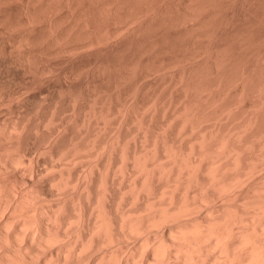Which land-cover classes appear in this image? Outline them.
Listing matches in <instances>:
<instances>
[{
  "label": "rangeland",
  "instance_id": "rangeland-1",
  "mask_svg": "<svg viewBox=\"0 0 264 264\" xmlns=\"http://www.w3.org/2000/svg\"><path fill=\"white\" fill-rule=\"evenodd\" d=\"M152 112L155 115H152ZM210 115L213 122L209 121ZM190 116L191 120L193 117L197 118L194 122L198 127H193L195 124L189 119ZM186 118L189 120L188 125ZM202 118L205 122H202ZM230 119L233 120L229 121ZM181 123L184 130L188 127L185 131ZM170 124H174L172 131ZM209 124H212V128L216 124L214 131L209 130ZM166 126L170 130L164 132L167 130ZM234 127L240 130L239 133L236 129L241 135L236 132L238 139L235 130H231ZM201 129L205 136L209 131L213 132V138L219 135L218 141L224 140L229 130L233 131L236 141H232L234 137H227L226 143L236 146L238 143L237 147L242 146L236 148L238 154L240 152V158L236 156L239 162H245L243 159L246 158L248 163L246 161L245 164L255 160L254 163L260 165L258 167L254 164L258 169L253 171V176L250 170L249 177L256 179L258 176L257 179H260L264 176V162L261 164L264 161V0H0V225L4 221L7 224V227L5 222V227L0 226V260L6 257L3 254H6L8 249L18 253L21 245L23 248L25 245L29 246L36 221L37 225L45 223L51 233H61L63 239L65 238L61 240H68V243L74 242L78 231L80 234L82 231L81 237H85L88 231L79 226L84 220L86 222L89 218H95L97 210L100 211L99 203L101 197L104 198L101 190L105 189L102 185L105 186L107 180L106 183H110L105 186L109 191L107 193L111 195L110 198L113 197L112 200L108 197L112 216L120 214L115 213L117 210L121 212L119 208L126 211L134 208V205L140 206L136 204L141 200L137 199L136 195L132 196L135 191L132 190V194L130 191L133 189L132 179H138L140 173H143L141 169L138 170L140 173L136 172L143 156L138 152H141L142 148H146L144 151L147 147L154 148L160 143L159 148L153 149L158 148L154 151L156 156L159 155L158 150L166 147L162 154H171V149L174 154L177 151L178 163L182 161L181 163L186 164L190 154L189 147L192 142L200 140L197 134L203 135ZM182 130L189 131L183 133ZM216 130L222 132L218 134ZM193 137H197V140ZM201 137L203 139V136ZM239 137L242 140H239ZM197 142L195 143L199 146L200 143ZM204 142L207 144V140L201 143ZM226 143L220 142L219 147L216 146L220 149L221 145L227 146ZM204 149L206 150V147ZM239 150L245 151L243 153ZM136 151L139 160L135 156L132 158ZM152 152L151 150L149 157L155 156H150ZM137 153L135 155H138ZM168 159L171 160L165 158V161ZM133 160L137 163L141 161L138 167ZM224 160L222 159V162ZM127 161H132V164ZM236 161L244 169L253 165V162L252 165L250 162V165L246 166ZM238 164L236 169L239 168ZM130 165H133L136 171L133 166L130 168ZM185 168L187 171L189 166ZM185 170H182L184 175ZM235 170L233 168V172ZM133 171L138 173L134 174L135 177L130 175ZM246 171L248 170H245L248 175L249 171ZM127 174L132 176V179L129 177L131 181ZM181 176L185 179L182 173L180 178ZM245 177L247 182L249 177ZM140 178L143 179V176ZM161 178L163 182L166 177ZM255 179L252 181L256 182ZM252 181L250 179V182ZM257 184L254 185L257 187ZM235 189L238 190L237 187ZM257 193L262 195L264 191ZM257 193L255 191V194ZM255 194L253 192L252 195ZM216 198L215 201L212 200V205H215V202L217 204ZM221 200L218 203H222ZM104 201L101 205L106 203ZM224 201L225 198L223 203ZM235 204L230 205L237 208L238 203ZM87 206L90 209L88 211ZM80 209L86 210H83L85 215ZM87 212H91V216ZM46 213H50L49 216ZM51 213L56 214L57 218L60 217L59 220L54 219L56 216L52 218ZM45 215L51 216L53 222ZM80 216L84 220H77ZM90 219L89 221L93 220ZM19 220L28 222L30 226L28 223V228L21 226ZM163 222L153 226L151 231L154 230L156 235L160 236L159 233L164 230L165 232H162L166 236L169 224L167 221V225ZM14 229L18 233L15 231L13 234L11 231ZM155 232L150 234L156 239L158 236H155ZM10 233L15 235L12 237V243L8 242L11 239L5 240L6 234ZM119 234L113 235L112 240H115V243H106V238H103L105 241L102 239L104 236L97 238L95 236L98 234L93 235L92 245L99 238L104 243L102 245L99 239L98 246L96 244V250L94 249L97 251L98 247V251L92 255L88 254L80 264H94L102 252H109L108 249L113 252V249H117L116 257L121 254L128 255L130 250L129 254L134 252V261H130V264L141 263L145 258V253L142 254L144 250L139 244L143 237L142 231L136 233L137 237L136 234ZM87 239L90 240L89 237ZM56 242H45L47 246L40 245L38 248L33 244V250L29 253L34 257L33 264L42 263L44 258L48 260L47 264H50L56 259V253L62 259L63 253L57 246L64 242ZM68 243L65 245L72 246ZM117 245L118 248L115 247ZM122 247L125 249L122 250ZM94 250L90 252L94 253ZM150 260L153 262V259ZM70 262L69 259L66 264H73L75 261Z\"/></svg>",
  "mask_w": 264,
  "mask_h": 264
},
{
  "label": "bare ground",
  "instance_id": "bare-ground-1",
  "mask_svg": "<svg viewBox=\"0 0 264 264\" xmlns=\"http://www.w3.org/2000/svg\"><path fill=\"white\" fill-rule=\"evenodd\" d=\"M117 11V10H116ZM196 19V18H195ZM85 33V32H84ZM78 44V43H77ZM212 97V96H211ZM211 99V98H209ZM210 103V102H209ZM213 103V102H212ZM215 104V103H214ZM210 106V105H209ZM217 107V106H216ZM156 108V107H155ZM225 108V107H224ZM151 109V108H150ZM190 109V108H189ZM207 109V108H206ZM212 109V107H211ZM222 109V108H221ZM192 110V109H191ZM150 111V110H149ZM194 111V110H193ZM151 112V111H150ZM156 112V111H155ZM175 112V111H174ZM185 112V111H184ZM189 112V111H188ZM192 112V111H190ZM189 112V113H190ZM198 112V111H197ZM203 112V111H202ZM211 112V111H210ZM215 112V111H214ZM224 112V111H223ZM226 112V111H225ZM230 112V111H229ZM148 113V112H147ZM194 113H196L194 111ZM194 113H192V115H194ZM200 113V111H199ZM218 113V112H217ZM216 113V114H217ZM221 113V112H220ZM220 113L218 114V116L220 115ZM146 114V113H145ZM154 113L152 112V115ZM208 114V113H207ZM211 114V113H209ZM208 114V115H209ZM215 114V113H214ZM231 114V112H230ZM155 115V114H154ZM173 115V114H172ZM183 115V114H182ZM181 115V116H182ZM187 116V114H185ZM197 115V114H196ZM213 116V114H211ZM208 116L210 118L209 121H212V116ZM179 116V115H178ZM185 116V117H186ZM189 116V114H188ZM187 116V117H188ZM200 116V115H199ZM198 116V118H199ZM205 116V115H204ZM215 116V115H214ZM221 116H222V113H221ZM224 116V115H223ZM222 116V117H223ZM227 116H228V113H227ZM226 116V118H228ZM230 116V115H229ZM236 116V114H235ZM146 117V116H145ZM174 117V116H173ZM177 117V116H176ZM180 117V116H179ZM184 117V118H185ZM192 116L189 117V119L191 118ZM201 117V116H200ZM217 117V116H216ZM152 118V117H151ZM150 118V119H151ZM165 118V117H164ZM235 118V117H234ZM237 118V117H236ZM250 118V117H249ZM178 119V118H177ZM187 119V118H186ZM197 120V118H195ZM194 117L191 121L194 122ZM203 119V118H202ZM201 119V121H202ZM208 119V118H207ZM215 119V118H214ZM217 119V118H216ZM152 120V119H151ZM176 120V119H175ZM206 120V119H205ZM224 120V119H223ZM233 119H230L229 121H231ZM235 120V119H234ZM249 120V119H248ZM162 121V120H161ZM207 120V122H209ZM167 122V120H166ZM181 122V121H180ZM182 122L183 119H182ZM189 122V120L187 119L186 123ZM192 122V123H193ZM202 122H205L204 119ZM201 122V123H202ZM213 122V121H212ZM151 123V122H150ZM163 123V122H162ZM196 122H194L195 124ZM200 123V122H199ZM215 123V122H214ZM217 123V122H216ZM229 123V122H228ZM248 123V122H247ZM149 124V123H148ZM155 124V123H154ZM171 124H172V120H171ZM170 124V129L171 127L174 125L171 126ZM189 123H187L188 125ZM207 124V123H206ZM213 124V123H212ZM212 124L210 125L209 124V127L210 129L209 130H213L215 127H216V124H215V127L212 128ZM235 124V123H234ZM250 124H251V121H250ZM249 124V126H250ZM252 124H254L252 122ZM143 125V123H142ZM166 125V124H165ZM182 125V128H183V123H181ZM196 125V124H195ZM193 126L194 128L198 127L197 125L196 126ZM200 125V124H199ZM229 125V124H227ZM145 126V125H144ZM167 126L169 127V125L167 124ZM166 126V128H167ZM191 126V125H190ZM201 126V125H200ZM235 126V125H234ZM246 126V124H245ZM247 126V127H249ZM148 127V126H147ZM153 127V126H152ZM175 127V126H174ZM173 127V128H174ZM205 127V126H204ZM207 127V126H206ZM223 127V126H222ZM227 127V126H226ZM240 127V126H239ZM186 128H188L187 126L185 127V130ZM201 128V127H200ZM212 128V129H211ZM219 128V126H218ZM225 128V127H224ZM242 128V127H240ZM245 129V127H243ZM139 129V128H138ZM148 128H146L145 130H147ZM164 128H162L163 130ZM167 128L166 131L164 132H167L168 130H170ZM190 129V127H189ZM204 129V128H203ZM203 129H201V134L203 133ZM223 129V128H222ZM229 129V128H228ZM227 129V131H228ZM238 130V127L236 128ZM235 129H231V130H235V136L237 134L240 133V130L239 133L238 131ZM248 129V128H247ZM250 129V128H249ZM175 130V129H173ZM184 130V128H183ZM182 130V132H183ZM184 130V131H185ZM199 130V129H198ZM220 130V129H219ZM229 130V134H232L233 131ZM243 130V129H242ZM259 130V129H257ZM172 131V129H171ZM170 131V133H172ZM189 130H187L186 132H183V133H188ZM191 131V130H190ZM197 131V130H196ZM200 131V130H199ZM205 133H206V130L204 129ZM214 131V130H213ZM224 131V130H223ZM244 131V130H243ZM249 131V130H248ZM252 131V129H251ZM147 132H149L147 130ZM153 132V130H152ZM193 132V131H192ZM190 132V133H192ZM217 132V130H216ZM218 132H222V131H218ZM217 132V133H218ZM237 132V134H236ZM146 133V132H145ZM157 133V132H156ZM163 133V132H161ZM181 133V131H180ZM197 133V132H196ZM213 133V132H212ZM210 131L208 132V135L206 136H212V134ZM245 133H246V130H245ZM249 133V132H248ZM255 133V132H254ZM138 134V133H137ZM148 134V133H147ZM155 134V133H154ZM159 134V132L157 133ZM168 135H170L169 133H167ZM194 134V133H193ZM207 134V133H206ZM210 134V135H209ZM219 134V133H218ZM227 133V137H234L233 140H235V136H228L229 135ZM242 134V133H241ZM13 135V134H12ZM153 135V134H152ZM166 135V134H165ZM182 135V134H180ZM179 135V136H180ZM198 137H200V140L197 142L199 144V146L196 144V146H194L193 142H192V146L189 147L188 149V153L189 156H188V159L186 160V164L189 163L190 161V164H188V166L185 164V163H181L179 162L178 163V159H177V151H175L176 153L174 154V150L171 149V154H168L170 152H167L166 155H164V153L162 154V151H165L164 148L166 147H162L161 148V151L158 150V156H156L157 154H155L154 151H157V149L159 148L158 144L157 146L155 147H158L156 148L155 150H153L154 148H148L147 147V150L144 151L146 148L144 146L145 149L142 148V150L144 152H138L136 151V153L138 152L139 154H141L142 158L140 160H142V163L141 165H139L140 167H138V163L141 162V161H134V164L137 163V171L134 169V164L132 165L133 166V170H135L136 172H138L139 169H141L143 171V173L141 172H138L140 173L142 176H143V179H141V175L138 177V179H141V180H138V179H132L131 177L134 176V171L133 173L131 172L130 175L132 176H128L129 174H127V178L131 181L132 179V183H131V194H132V190L135 191L133 195H136V198L137 199H140L141 202L136 205H140L138 207H136L134 205V208H126L128 210H121V208H119V210L121 212H117L115 211V213H120L119 215L115 214L112 216V208L110 209L111 205H109L108 203V200L109 198L111 197V195L109 193H107V188L105 186H107L108 184L110 183H106L107 181H105V186H103V191L101 190V194H103L104 198L101 197V202L105 201L106 202L105 205L104 203H102L103 205H101V202H97L99 203V205H97L98 207H100V211L97 210V214L95 216V218H91L93 220H90L89 219L85 222V220L83 219L82 216H80L79 218H77V220L80 218L84 220V222L82 223L79 227L80 228H83L85 227V229L88 231L86 233L88 234H84V236H82L83 238H88L90 240H88L87 238V241H85L86 239H83L81 237V234L83 235L82 231H81V234L80 232L78 231V229H80L78 226V234L74 237L75 240L74 242H71V243H67L70 245L72 244V246L70 245L67 246L65 244H67L65 241H62L64 240L63 237L61 236V233L59 234L58 231L57 232H49L50 229L48 230V227L44 224H42V222L38 225H37V221H36V227L33 228L32 230V235L30 234L31 232H29V235L31 240L29 241V246L27 245V247L24 246V248L22 247L21 245V248L20 250L18 249V253L17 252H10L9 249L6 251V254L4 252L3 255H5L6 257H3L2 260H0V264H33V260H34V257H31L32 254H29L31 253V251L33 250V244L36 246V248H38L37 246H42V245H46V243H54V241L56 243H58L59 241L60 243L58 244H61L62 242H64V244H61L57 246V248H60L61 250V255H63L62 259H60L58 256V253H56V259H54V261H51L52 263L50 264H66L67 261H69L70 259V263H74L75 264H80L84 261V259L88 256V254L92 255V254H95L97 251H98V247H97V251L96 250V244L98 246V240L100 239L101 240V244L103 245L104 241L106 240V243L107 241L108 242H113L112 239H114L113 237L115 236L116 233H121L122 234H125V233H128L127 235L129 234H139L143 233V237H141V241L139 242V244H141V249L144 250V252L142 251V254L145 253L143 256H145V258L143 259V261L139 264H264V194L261 195V193H257L258 192H262L264 191V176L263 174L260 175V176H263L261 177L259 180L255 178H251L249 177V175L252 173L251 176H253V174H255L254 170L258 169L257 166L258 165L255 162H253V165H252V162H251V165L250 167H247L248 169H244L242 168L243 166L241 164H238L236 160H238L239 162V154H238V150L240 148L241 145L238 146V143L237 146L235 144H231L229 143L231 146L233 145V147H231L230 145H228L226 143V138L222 141H218V136H215L216 138H213V136L210 138L207 137V139H205V135L203 133V135H200L197 134ZM214 135L215 132H214ZM240 135V134H239ZM263 135V133H262ZM151 136V135H150ZM158 136V135H157ZM157 136H154V138H156ZM160 136V135H159ZM158 136V137H159ZM167 136V135H166ZM192 136V135H191ZM196 136V135H195ZM203 136V139L202 137ZM241 136V135H240ZM258 136V135H257ZM264 136V135H263ZM118 137V136H117ZM142 137V136H141ZM149 137V135L147 136V138ZM163 137V136H162ZM190 137V136H189ZM237 137V136H236ZM242 137H243V134H242ZM245 137V136H244ZM151 138V137H150ZM166 137H164L165 139ZM173 138V137H172ZM197 138V137H196ZM196 138L193 137V139L195 140ZM214 140H213V139ZM227 138V140H228ZM146 139V138H145ZM171 139V137H170ZM209 139V141H208ZM231 139V138H230ZM238 139V137H237ZM254 139V138H253ZM163 140V138H162ZM168 140V139H167ZM172 140V139H171ZM174 140V139H173ZM184 140V139H183ZM197 140V139H196ZM204 140H207V146L205 145L204 146V143H201L203 142ZM216 140L219 142H216ZM239 140H242L240 137H239ZM117 141V140H116ZM170 142V140H168ZM236 141V140H235ZM244 141V140H243ZM254 141V140H253ZM110 142V141H109ZM159 142V141H158ZM157 142V143H158ZM161 142V141H160ZM164 142V141H162ZM166 142V141H165ZM175 142V141H174ZM191 142V141H190ZM210 142V143H209ZM213 142V143H212ZM220 142H225L227 144V146L224 145H221L220 146V149H218L219 147V144ZM239 142V141H238ZM245 142V141H244ZM247 142V140H246ZM264 142V141H263ZM113 143V142H112ZM210 145H209V144ZM235 143V142H234ZM118 144V143H117ZM145 144V143H144ZM155 144V143H154ZM167 144V143H166ZM169 144V143H168ZM201 144H203V146L201 147ZM213 144L218 145V147L214 146ZM240 144L243 145L242 142H240ZM245 144V143H244ZM151 145V144H150ZM163 145V144H162ZM172 145V144H171ZM174 145V144H173ZM191 145V144H190ZM212 145V146H211ZM248 145V144H246ZM254 145V144H253ZM262 145V144H261ZM143 146V145H142ZM170 146V145H169ZM214 146V147H213ZM245 146V145H244ZM93 147V146H92ZM136 147V146H135ZM172 147H175V146H172ZM171 147V148H172ZM181 147V145H180ZM206 147V150L204 149ZM210 147V148H209ZM214 150H211L213 148ZM242 147V146H241ZM182 148V147H181ZM203 148V149H202ZM216 148V149H215ZM237 148V149H236ZM263 148V147H262ZM113 149V148H112ZM115 149V148H114ZM141 149V148H140ZM154 152H152V155L150 156H154V157H149V154H151V150ZM179 149V148H178ZM175 148V150H178ZM208 149V151H207ZM218 149V152H216V150ZM243 149V148H242ZM245 149H247L245 147ZM104 150V149H103ZM150 150V152H149ZM167 150V149H166ZM187 150V149H186ZM264 150V149H263ZM112 151V150H111ZM110 151V152H111ZM135 151V150H134ZM133 151V153H134ZM149 153H148V152ZM181 151V150H180ZM183 151V149H182ZM181 151V152H182ZM207 151L208 152V155L205 154V152ZM209 151H212L211 154H209L210 152ZM241 152L245 151V150H239ZM254 151V150H253ZM146 152V153H145ZM173 152V153H172ZM206 152V153H207ZM249 152V151H248ZM251 152V151H250ZM261 152V151H260ZM132 153V154H133ZM135 153V154H136ZM137 153V154H138ZM166 153V152H165ZM186 153V152H184ZM186 153V154H188ZM217 153V154H216ZM244 153V152H243ZM242 153V154H243ZM247 153V152H246ZM254 153V152H253ZM124 154V153H123ZM130 155L133 159L138 155ZM154 154V155H153ZM213 154H216V155H213ZM249 154V153H248ZM251 154V153H250ZM260 154V153H259ZM257 153V155H259ZM262 154V153H261ZM104 155V154H103ZM164 155V156H163ZM168 155H172L173 157H170ZM204 155V156H203ZM213 155V156H212ZM247 155V154H246ZM246 155L244 157H246ZM129 156V154H128ZM135 156V157H134ZM147 156V157H146ZM177 156V157H176ZM182 156H186V155H182ZM186 156V157H187ZM196 156L198 158H196ZM207 156V157H206ZM239 158H237V157ZM264 156V155H263ZM130 157V158H131ZM192 157V158H191ZM203 157L204 160L208 159L207 161H204L203 160ZM210 157V158H209ZM261 157V156H259ZM13 158V157H11ZM129 158V157H128ZM164 158V160H163ZM165 158H171L168 159V161L166 162L165 161ZM194 158V159H193ZM212 158V159H211ZM237 158V159H236ZM252 158V157H251ZM257 158V157H256ZM124 159V158H123ZM138 159V158H137ZM138 159V160H139ZM184 159V158H183ZM190 159V160H189ZM192 159V160H191ZM211 159V160H210ZM222 159H225L224 162H222ZM243 159V157L241 158ZM249 159V158H248ZM258 159V158H257ZM264 159V157H263ZM126 160V159H125ZM128 160V159H127ZM167 160V159H166ZM185 160V159H184ZM183 160V162H184ZM189 160V162H187ZM203 160V161H202ZM232 160V161H231ZM245 160V162L247 161V159H243ZM261 160H262V157H261ZM11 161V160H10ZM260 161V160H259ZM128 163L130 161H127ZM126 162V164H127ZM203 162V163H202ZM242 161H240L239 163H241ZM245 162H242V164L244 165ZM250 162L249 164L248 161H247V165L249 166L250 165ZM264 161L261 162V164H263ZM123 163V162H122ZM178 163V164H177ZM129 164H132V161L129 163ZM140 164V163H139ZM182 164V165H181ZM185 164V165H184ZM223 164V165H222ZM237 164H238V169L237 168ZM245 164V165H246ZM256 164V165H254ZM92 165V164H91ZM246 165V166H247ZM127 166V165H126ZM131 165L129 166L130 168L132 167ZM256 166V167H254ZM260 166V165H259ZM258 166V167H259ZM263 166V165H262ZM184 169H183V168ZM187 167V171L185 170ZM254 169H253V168ZM90 168V167H89ZM233 168H234V172H233ZM250 168V169H249ZM128 169V168H127ZM176 169V170H175ZM230 169V170H228ZM263 169V168H262ZM90 170V169H89ZM182 170L186 171L184 173H186L185 175L183 174ZM245 170H248L249 173L248 175L245 174ZM250 170H252V172L250 173ZM108 171V170H107ZM126 171V170H125ZM132 171V169H131ZM140 171V170H139ZM246 171V172H248ZM254 171V172H253ZM257 171V170H256ZM115 172V171H114ZM129 172V171H128ZM109 173V172H108ZM126 173V172H125ZM136 173V174H138ZM183 175V177L185 176V179L182 181V179L180 178V175ZM232 173V174H231ZM90 174H91V171H90ZM93 174V173H92ZM107 173H105L106 175ZM206 174V175H205ZM231 176H230V175ZM123 175V174H122ZM228 175V176H227ZM107 177L109 176V174L106 175ZM165 176L167 179V181L165 182V179L163 180L162 182V178ZM245 176H248V177H245ZM90 177V175H89ZM105 177V176H104ZM125 177V176H124ZM131 179H130V178ZM135 177V176H134ZM245 178H248L247 179V183L246 180L244 179ZM112 178V177H111ZM161 178V179H160ZM58 179V178H57ZM86 179V178H85ZM126 179V177H125ZM181 179V180H180ZM243 179V180H242ZM250 179L251 181L253 179L256 180V182H250ZM262 179V180H261ZM59 180V179H58ZM84 180V178H83ZM105 180H106V177H105ZM113 180V179H112ZM134 180V181H133ZM136 180V181H135ZM161 180V181H159ZM186 180V181H185ZM245 180V181H244ZM249 180V181H248ZM254 180V181H255ZM263 182H261V181ZM110 181V180H109ZM122 181V180H121ZM259 181V182H257ZM56 182V181H55ZM77 182V181H76ZM58 183V182H57ZM101 183V182H100ZM102 183V184H103ZM130 183V182H129ZM257 184V187L254 185V184ZM261 183V184H260ZM67 184V183H66ZM244 184H247L244 185ZM241 185V186H240ZM244 185V186H242ZM249 185V186H248ZM1 186V185H0ZM110 186V185H109ZM246 186V187H245ZM259 186V187H258ZM73 187V186H72ZM130 187V185L128 186ZM151 187V188H150ZM238 188V190H236L235 188ZM240 187V189H239ZM78 188V187H77ZM109 188V187H108ZM111 188V187H110ZM124 188V187H123ZM151 190H150V189ZM241 188H244L241 189ZM75 189V188H74ZM136 189V190H135ZM251 189V190H250ZM1 190V188H0ZM85 190V189H84ZM98 190V188H97ZM128 190V189H127ZM249 192H248V191ZM2 191V190H1ZM0 191V192H1ZM91 191V190H90ZM89 191V192H90ZM129 191V190H128ZM250 191L254 192L255 194V191L257 194L255 195H252L250 194ZM109 192V191H108ZM245 192V193H244ZM3 193V192H2ZM83 193V192H82ZM99 193V192H98ZM243 193V195H242ZM1 194V193H0ZM92 194V193H91ZM100 194V196H102ZM113 194V193H112ZM248 195V196H245V195ZM86 195H89L86 193ZM99 195V194H98ZM251 198H250V196ZM91 196V195H90ZM123 196V195H122ZM125 196V195H124ZM255 196V197H254ZM109 197V198H108ZM216 198V200L222 201L218 203L217 201V204L216 202L214 203L215 205H212L213 201H215L214 198ZM222 197V198H219ZM108 198V199H107ZM113 198V197H112ZM112 198H110V200H112ZM133 199V197H131ZM213 198V199H212ZM223 198H225L226 201H224L223 203ZM5 199V198H4ZM25 199V198H24ZM100 199V198H99ZM103 199V201H102ZM135 199V198H134ZM231 200L229 202V200ZM236 201H235V200ZM21 200V199H20ZM80 200V199H79ZM88 200V199H87ZM95 200V199H94ZM125 200H128V199H125ZM139 200V201H140ZM209 200V201H208ZM234 200V201H233ZM74 201V200H73ZM89 201V200H88ZM132 201V200H131ZM137 201V200H136ZM138 201V202H139ZM211 201V202H210ZM13 202V201H12ZM17 202V201H16ZM15 202V203H16ZM93 202V201H92ZM95 202V201H94ZM120 202V201H119ZM133 202V201H132ZM210 202V203H208ZM229 202V203H228ZM233 202V203H231ZM239 204V207H238V204H237V208H235L236 206L234 205H230V204H235V203ZM1 203V202H0ZM6 203V202H5ZM36 203V202H35ZM78 203V202H77ZM76 203V204H77ZM4 204V203H2ZM1 204V205H2ZM17 204V203H16ZM24 204V203H23ZM75 204V205H76ZM89 204V203H88ZM125 204V203H124ZM235 204V205H236ZM31 205V204H30ZM33 205V204H32ZM74 205V204H73ZM117 205V204H116ZM120 204H118L119 206ZM96 206V204H95ZM234 208H232V207ZM13 207V205H12ZM18 208V204L16 206ZM32 207V206H31ZM37 207V206H36ZM40 207V206H39ZM43 207V206H42ZM60 207V208H59ZM57 208L61 209V206H59ZM79 207V206H78ZM83 207V206H82ZM85 207V206H84ZM89 206H87V211H88V208ZM4 208V206H3ZM6 208V207H5ZM14 208V207H13ZM11 208V209H13ZM25 208V207H24ZM35 208V206H34ZM97 208V207H96ZM36 209V208H35ZM41 209V208H40ZM92 209V207H91ZM99 209V208H98ZM233 209V210H232ZM14 210V209H13ZM32 210V209H31ZM78 210V209H77ZM84 210V209H83ZM83 210L80 211L83 212ZM90 210V209H89ZM230 210V211H229ZM30 211V210H29ZM60 211V210H59ZM86 211V210H84ZM33 212V211H31ZM37 212V211H36ZM40 212V211H39ZM43 212V211H42ZM52 212V211H51ZM56 212V211H54ZM94 212V211H93ZM84 213V212H83ZM88 213V212H87ZM91 213V212H89ZM88 213V215H89ZM50 214V213H49ZM49 214L46 215L49 216ZM52 215V218L53 216H56L53 215L54 213H51ZM78 214V212H77ZM82 214V213H81ZM34 215V214H33ZM44 215V213H43ZM45 215V216H46ZM76 215V214H75ZM85 215V213H84ZM83 215V216H84ZM87 215V216H88ZM49 220H52L53 222V219H51V216L50 217H47ZM60 216V215H59ZM85 216V217H87ZM91 216V215H89ZM9 217V216H8ZM12 217V216H11ZM78 217V215H77ZM45 218V219H46ZM57 219L59 220L57 216L54 217V219ZM88 218V217H87ZM24 219V218H23ZM21 219V220H23ZM47 219V220H48ZM17 220V219H16ZM15 220V222H16ZM10 221V220H9ZM8 221V222H9ZM20 221V220H19ZM29 221V219H28ZM40 221V220H39ZM55 221V220H54ZM74 221V220H73ZM164 221L163 223L166 224V221H167V224L168 225V228L166 226V233L167 235H165V231L164 232H160V233H163V234H160V236L156 235L157 233L152 230V227L155 226L160 222ZM5 222V221H4ZM4 222H2L3 224L0 225L2 227H5L3 226L4 225ZM7 222V223H8ZM21 223V226H26V221H20ZM34 222V221H33ZM61 222V221H59ZM57 221V223H59ZM56 223V221L54 222V224ZM78 223V221L76 222ZM6 224V222H5ZM19 224V225H20ZM161 224V223H160ZM163 224V225H165ZM166 224V225H167ZM45 225V226H43ZM58 225V224H57ZM28 226L29 223H28ZM50 226V225H49ZM71 226V225H70ZM6 227H7V224H6ZM13 227V226H12ZM19 227V226H18ZM76 227V228H77ZM162 227V226H161ZM10 228V226L8 227V229ZM28 228V227H27ZM154 228V227H153ZM16 229V228H15ZM12 230L11 232H13V234H15L14 232L16 230ZM18 229H22V228H18ZM58 229H59V226H58ZM57 229V230H58ZM157 229V228H156ZM164 229V228H163ZM23 230V229H22ZM25 230V229H24ZM55 230V229H54ZM81 230V229H80ZM3 231V230H2ZM8 231V230H7ZM6 231V233H7ZM65 231V230H64ZM151 231V232H150ZM155 232V236L157 237L155 239V237L153 236V238L151 237L154 232ZM17 232V231H16ZM9 233V232H8ZM7 233V234H8ZM18 233V232H17ZM21 233V232H20ZM27 233V232H26ZM99 233L101 235H99ZM151 233V234H150ZM6 234V237H5V240H10L8 242H11L13 239L12 237L13 234L10 233L9 235ZM98 234V235H96ZM137 234H136V237H137ZM23 235V234H22ZM64 235H65V232H64ZM93 235H96L95 237L97 236H104L102 237L103 238H106L103 242H102V239L99 238L97 239V242L92 245L94 242L93 240ZM114 235V236H113ZM126 235V236H127ZM163 235V236H162ZM20 236V235H19ZM24 236V235H23ZM28 236V237H29ZM120 236V234L118 235ZM117 236V237H118ZM140 236V235H139ZM69 237V236H68ZM117 237H115V239H117ZM123 237V235H122ZM159 237H161L160 239H158ZM16 238V237H15ZM29 238V239H30ZM73 238V239H74ZM91 238H92V242H91ZM98 238V237H97ZM125 238V237H124ZM152 238V239H151ZM127 239V238H126ZM140 239V238H139ZM28 240V239H27ZM72 240V239H70ZM118 240L120 241V238H118ZM123 240V239H122ZM121 240V241H122ZM117 241V240H116ZM139 241V240H138ZM7 242V243H8ZM46 242V243H45ZM91 242V243H89ZM118 242V241H117ZM12 243V242H11ZM21 243V242H20ZM105 243V244H106ZM111 243H108V244H111ZM115 243V240L114 242ZM120 243V242H119ZM55 244V243H54ZM53 244V245H54ZM99 244H100V241H99ZM117 244V243H116ZM115 244V245H116ZM123 244V243H122ZM13 245V244H12ZM52 245V246H53ZM63 245H65L64 247H62ZM5 246V245H4ZM9 246H10V243H9ZM18 246V244H17ZM15 246V247H17ZM34 246V247H35ZM40 246V247H41ZM100 246V245H99ZM114 246V245H113ZM49 247V246H48ZM54 247V246H53ZM93 247V248H92ZM112 247V246H111ZM118 248V245L115 246ZM121 247V245H120ZM134 247V246H133ZM10 248V247H9ZM18 248V247H17ZM51 248V247H50ZM55 248V247H54ZM64 248V249H63ZM123 248V247H122ZM137 248V246H136ZM15 249V248H14ZM13 249V250H14ZM32 249V250H31ZM41 249V248H40ZM39 249V250H40ZM62 249L64 251H62ZM95 249V250H94ZM113 249V248H112ZM125 248H123L122 250H124ZM31 250V251H30ZM44 250V249H43ZM59 250V249H57ZM90 250H94V253H91ZM101 250V249H100ZM114 252L111 250H107L109 252H102V254L99 257L98 261L95 262L94 260V264H130L131 262L130 261H134L133 260V255L132 252L131 254L130 253V250H129V253L128 255L126 254H123V256H120L119 257H116L117 254L115 252H117V249H113ZM116 250V251H115ZM136 250V249H135ZM17 251V250H16ZM59 251V252H60ZM141 251V250H140ZM51 252V251H50ZM100 252V251H99ZM123 252V251H122ZM128 252V251H127ZM118 253V252H117ZM124 253V252H123ZM38 254V253H37ZM60 254V253H59ZM116 254V255H115ZM141 254V252H140ZM141 254V255H142ZM150 254V255H149ZM40 255V254H39ZM60 255V257H61ZM90 255H89V259H90ZM132 255V256H131ZM49 256V255H48ZM52 256V255H51ZM135 256V255H134ZM142 256V257H143ZM152 256V257H150ZM39 257V256H38ZM47 257V256H46ZM54 257V256H53ZM122 257V259H121ZM92 258V257H91ZM116 258L118 260H116ZM40 259V258H39ZM50 259V258H49ZM73 261H72V260ZM137 259V258H136ZM135 259V260H136ZM150 259H153V262L150 260ZM47 259L44 258L43 262L42 263H38V264H47L48 260L46 261ZM39 261V260H38ZM41 261V260H40ZM39 261V262H40ZM35 263V261H34ZM73 263V264H74ZM133 263V262H132ZM136 263V262H135Z\"/></svg>",
  "mask_w": 264,
  "mask_h": 264
}]
</instances>
